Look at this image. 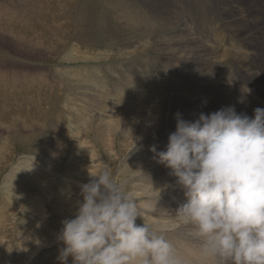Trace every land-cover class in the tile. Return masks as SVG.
I'll return each instance as SVG.
<instances>
[{
    "label": "rangeland",
    "instance_id": "obj_1",
    "mask_svg": "<svg viewBox=\"0 0 264 264\" xmlns=\"http://www.w3.org/2000/svg\"><path fill=\"white\" fill-rule=\"evenodd\" d=\"M7 1L8 3H11H9V7L11 9L10 13L6 12V14L1 17L2 12H0V65L2 66H0V134L3 137L2 138L0 136V264H61V262L58 260V256L60 248H62L64 245L62 244V242L57 241L56 237L58 232L62 228V220H64L65 218H71L75 213V202L80 198L78 193V184L87 183L89 180V173H95L102 168H108L109 170H111L114 177L118 181L126 182V190H131L135 193L138 191L141 192L139 194L136 193L138 205H144L148 203V201L156 200L159 197L161 190L159 186L163 187L165 185H174V179L176 178L168 175L169 169L157 162L158 158L156 157V153L151 151V148L155 146L157 152L166 150L168 137L176 130L175 114L177 112H179L182 118L186 120H194L198 118L199 114L201 113L200 108L202 106H204V108L206 109V114L214 112V108L219 110L220 108H217L216 104L217 101H219V98L220 100H222V97L224 98L225 92L220 91L219 93H217V100L215 99V101H212L210 103L211 105H209V103H202V101L199 102V100H195L193 102V105L190 102L191 99L190 95L188 94L189 89L186 90L187 92H185V89L188 88L187 84L192 87V89L200 88L201 86L199 83L201 81L197 78V80L194 78V82L192 81L191 83H189L187 81H184L183 77V74H187L188 72V70H185L187 68L186 64H188V62L186 61V44L185 42H181V37L182 35H184L181 33L185 21V16L183 14L184 7L182 6L184 5V2L182 0H168L169 2H167V0L166 2L162 0H150V3H156L155 7H157L158 9L159 6L164 5L165 3L166 4L164 6H166L168 3L167 6L169 8V11H171L170 13H175V16L173 15V17L171 18V20L174 19L171 26H163L159 23V21H162V24H164L168 19L164 15H161L162 12L160 10H158V12L160 11L161 13H158L155 9H153L152 6L147 7L146 4V8H141V2L143 3L144 0H17V2L21 1V3H16V0H13L15 1V4H13L14 2H12L11 0ZM24 1L27 2H25L24 4ZM106 1L107 3L110 2L112 5L128 3L129 1L127 6H131V8H134L136 10H134V12H140L143 9L148 12V16L146 15V17L143 18V20H141V22L138 23L135 28L134 25H132V27L124 29L123 27L127 23V20H118L117 18H114V16H112L111 14L112 11H110V9L112 8L105 6L107 4ZM118 1H120V3ZM257 1L264 4V0ZM36 4H38L37 7ZM211 6L212 5L209 3L204 5V7L206 8ZM253 6L254 4L252 2H248L243 6L244 10L238 11V16L240 14H247L248 16L252 15L254 11H251L250 9H252ZM194 7L198 9L197 6ZM103 10L106 15H103ZM235 10L236 9L231 10L229 11V13L234 12ZM22 12H24L25 14ZM99 13L102 14L100 15ZM20 14L21 18L19 17ZM119 14L120 13L117 11L116 15ZM160 16L165 20H162ZM213 16L216 17L217 15L213 14ZM24 19H26L27 23H30L25 24ZM98 19L101 20L99 21ZM221 21L223 22L224 20ZM221 21H219V23L224 26ZM103 22L106 24V26ZM180 24H182V26ZM28 26L32 27L28 29ZM98 30L100 32H98ZM125 30H127L132 36L126 35L127 32ZM95 32H97L98 34ZM195 32L202 35L203 37H205L207 34V32L201 30L199 32L195 30ZM115 35H117L118 38L117 36L115 37ZM18 36L19 38L17 39ZM30 36L32 37V39L30 38ZM36 36L38 37V40ZM108 36L110 37V39ZM134 36H136V38ZM99 38L101 41L99 40ZM122 39L127 40L123 41ZM15 40L16 43H14ZM97 47L100 48V50ZM165 47H167L168 49ZM25 48L27 49L25 50ZM51 49H53L54 51H52ZM135 49L136 52H134ZM120 50L124 52H121ZM129 50L136 54L131 53ZM100 54H102V56H100ZM124 54L125 56L127 55L129 57H125ZM182 57H184L185 59ZM94 58H99V60H96ZM124 67H126V69ZM127 67L131 68L132 70ZM192 67L196 71L200 70L198 66L196 67L194 66V64H192ZM213 67L220 68L222 72H226L227 67L230 66L229 63H227V65L226 63H217L215 66H211V68ZM124 69L127 73H125ZM141 69L144 70L142 71ZM148 69L151 70L149 71ZM230 69H232L231 71L233 72V68L230 67ZM38 71H40L41 74H38ZM113 71L116 72L114 73ZM70 72H72L73 75H76L73 76ZM119 73H122L123 75H120ZM149 73L153 74L150 76ZM164 73L168 75V78L166 75L163 76ZM114 74H116L117 76ZM5 75L6 77L4 78ZM127 75L130 77H128ZM144 75L147 76L146 79ZM135 76H139V78L137 79V77ZM38 77L41 78V80H38ZM120 77L124 78L121 79ZM84 78L86 83L83 80ZM125 78L127 81L125 80ZM173 78L176 80V83H179L176 84ZM206 78L207 76L202 80V82L204 83L202 87L206 86ZM97 79H101L104 81L99 82ZM139 79L140 81H142L139 82ZM134 81L136 84L132 83ZM181 81L183 82L180 83ZM70 82L71 84L69 85ZM83 82L85 83V86ZM78 84H80V86H78ZM179 84L183 85L184 87H182L181 85L179 86ZM8 85H12V87H9ZM136 85L139 88H137ZM81 86L84 88H82ZM103 86H106L105 88L107 90L103 88ZM110 86L113 88H110ZM185 86L187 88H185ZM59 87H61V89ZM74 87L77 89H75ZM134 87H136L137 90ZM142 87L145 88L143 89ZM115 88L119 91V93H117L118 91H115ZM127 88H130L131 90ZM140 88L142 90L141 92H145L140 93ZM14 89L16 93L14 92ZM73 90L79 91H75V93ZM182 90L185 92V94ZM113 91L116 93H112ZM19 92L21 93V95L19 94ZM79 92L83 95L79 94ZM179 92L183 93L180 94ZM150 93L158 95H150ZM220 93L221 95H219ZM117 94H119L120 97L117 96ZM124 94H129L128 96L130 99L127 95H125L124 99ZM185 95H187L188 98ZM111 96H113V99L111 98ZM135 96H137L138 99L141 98V102L137 99V97L135 99ZM121 97L123 100L120 99ZM114 98L116 101L114 100ZM185 98H187L188 102ZM134 99L136 101L138 100V102H136ZM149 99H152L151 102ZM109 100L112 102L110 103ZM113 100L115 103H113ZM125 100L126 104L124 103ZM13 101L15 103L17 102L18 104H14ZM118 101L122 102V105L121 102H119V105L121 107L120 109L118 107L119 105L116 103ZM128 101L130 103H128ZM89 102H92L93 105L90 106L92 103ZM134 102L135 104H139L138 107H136ZM147 102H150V104H148ZM151 103L153 104L151 107H146L151 105ZM187 104L196 106L193 108V110L189 111L186 109ZM103 105H106V107L104 108ZM18 106L20 107V109ZM112 106H114L115 108H111ZM153 106L157 107V111L153 113V116L157 117L158 126L156 125L155 128L156 130H158L156 132H154L155 129H151L152 127L145 125V123L147 122L146 120L150 117L148 116V114H150L154 109ZM205 106L211 107V110L207 109ZM126 107L128 109H125ZM116 108H118L119 110H116ZM145 108H147V110ZM148 108H150V111H148ZM161 108L165 109H163V111L161 112ZM110 110H112V113ZM114 110L116 112H113ZM42 114H44V116ZM105 114L109 115L107 116ZM166 115L168 117H166ZM146 116H148V118H146ZM5 117L8 119L9 123L6 121ZM103 117H105L106 120H103ZM111 118H113L114 120ZM132 120H134V122ZM109 121L111 124L109 123ZM135 124L136 126H133ZM130 126L132 128H130ZM143 126H146L147 128L145 127V129ZM64 128L67 130V132ZM11 131L12 133H10ZM140 131L142 132V134L144 133L142 136H139ZM112 132H117V135L115 134L114 136V133ZM131 132H134L135 135H131ZM108 133L110 135H108ZM111 134L113 135L111 136ZM130 136L132 139L130 138ZM149 136L150 138H148ZM124 140L127 142V144ZM134 147L135 149H133ZM92 152H97V155L91 154ZM87 158L89 161L87 160ZM81 160L85 162V166H83V162ZM80 165L82 166V168L79 167ZM92 166H95V168L93 169ZM87 167L91 169H87ZM13 169L16 173L15 174L13 172V174H18L17 176L19 178H15L16 176H12L13 174L11 170ZM33 171L35 174L32 173ZM78 171L80 173H78ZM157 171L159 172L157 173ZM81 172L86 174L84 175ZM80 174L82 175L81 177ZM10 176H12V178ZM20 176L23 180L20 178ZM72 177L74 178V180L72 179ZM16 179H18L19 181H17ZM76 179L80 180L81 182ZM19 182H22V184H20ZM43 184H45L46 187ZM23 186L25 189L23 188ZM74 188L75 190H73ZM14 189L15 191H18L15 192ZM7 190H11V192ZM168 190L170 191L168 192ZM152 191H154V193ZM172 193L173 195L169 196V194ZM163 195H166L168 198L166 196L162 197ZM174 196L178 198H175ZM159 199L156 201V208H158V206H160L161 208L165 207L164 209H167L171 219L169 218L168 213H166V210H156V214H152V212L146 211L144 213L145 222L149 223L154 231L164 235L167 240L174 239L175 237L184 240V237H186L184 241H186L187 239L189 246H191H188L187 248V250L190 249V251L188 250L189 253L193 254V252L200 250V242L198 240H194L195 238H193V236L189 234L191 233V227L180 225L176 222V220L173 221V219H175L174 213L176 207L186 202V197L183 195V192L178 187H168L161 193ZM168 202L170 203L168 204ZM153 219H156L158 223ZM166 220H170L172 221L170 223L174 224L170 225V223H167L164 225L163 223H161ZM142 223L143 220L138 218L137 224ZM161 224L163 225V227L161 226ZM181 235L183 237H181ZM189 253H187L185 256L188 257ZM191 258L192 257L190 255L188 259ZM67 264H72V257L68 258Z\"/></svg>",
    "mask_w": 264,
    "mask_h": 264
},
{
    "label": "clouds",
    "instance_id": "obj_2",
    "mask_svg": "<svg viewBox=\"0 0 264 264\" xmlns=\"http://www.w3.org/2000/svg\"><path fill=\"white\" fill-rule=\"evenodd\" d=\"M175 118L166 150L151 151L176 178L159 197L168 187L186 197L174 217L200 242L199 264H264V108L252 117L226 106L194 120L179 112ZM125 184L102 168L78 185L75 213L56 237L64 245L61 264L69 257L72 264H186L145 222L159 197L138 205Z\"/></svg>",
    "mask_w": 264,
    "mask_h": 264
},
{
    "label": "bare ground",
    "instance_id": "obj_3",
    "mask_svg": "<svg viewBox=\"0 0 264 264\" xmlns=\"http://www.w3.org/2000/svg\"><path fill=\"white\" fill-rule=\"evenodd\" d=\"M7 1V0H6ZM12 2H14L13 4H15V1H13V0H11ZM28 1V0H27ZM27 1H24V4H25V2H27ZM102 1V0H101ZM117 1V0H116ZM138 1V0H137ZM141 1H143V0H141ZM162 1H165L166 2V0H162ZM170 1V0H169ZM168 0H167V2H169ZM183 2H184V5H182L184 8H183V11H184V16H185V21H184V24H183V28H182V33L181 34H184V35H182V37H181V42H185V44H186V49H185V47H184V49L186 50V61L188 62V64H186L185 66L187 67L185 70H188V72H187V74H183V77H184V81H187V82H189V83H191L193 80H194V78L196 79H198V80H200L201 82L199 83L200 84V88H194V89H192V87H190L188 84H187V86H188V88L185 86V88H187V89H185V92H187L186 90H188L189 89V92H188V94L190 95V99H191V104H193L194 105V101L195 100H199V102L200 101H202V103H209V105H211L210 103L212 102V101H215V99H216V97H217V93H219L220 91L221 92H225V94H224V98L222 97V100H220V98H219V95H221V93L218 95V98H219V101H217V108H221V107H226V106H234L235 107V109H236V111H237V113H244V114H247L248 116H250V117H252L253 115H254V109L256 108V107H261V108H264V99H252V98H248V94L246 93V88H252V87H254V86H256L257 84H259V83H261V82H263L264 80L263 79H261V78H259L258 76L261 74V67H259V66H257V65H253L252 63H251V61H252V59L254 58V57H262L263 55H264V4H262V3H260V2H258L257 0H182ZM8 2V1H7ZM20 3H21V1H19ZM19 2H17V0H16V3H19ZM35 2H37V1H35ZM98 2V1H97ZM119 3H120V1H118ZM125 2V1H124ZM134 2V1H133ZM133 2H131V3H133ZM248 2H252L253 4H254V6L252 7V9H250L251 11L253 10L254 11V13L252 14V15H247V14H240L239 16H238V14H239V10L240 11H242V10H244V5L245 4H247ZM10 3V2H9ZM30 3V2H29ZM34 3V2H33ZM99 3V2H98ZM106 3H107V1H106ZM128 3H129V1H128ZM128 3H123V4H116V5H112L110 2H108L105 6H108V7H111L112 9H110V11H112L111 12V14H112V16H114V18H117L118 20L119 19H121V20H127V23L124 25V29H128L129 27H132V25H134V28L138 25V23H140L141 22V20H143V18H145L146 17V15H147V11L146 10H143L142 9V11H140V12H134V8H131V6L129 7V6H127V4ZM135 3V2H134ZM182 3V2H181ZM207 3H209V4H211L212 6L211 7H208V8H206V7H204V5L205 4H207ZM11 4V3H10ZM113 4H114V1H113ZM145 4L147 5V7H150V6H152L153 7V9H155L157 12H158V10H160L158 13H161V15H164L166 18H168L167 19V22L166 23H164V24H162V21H159V23L161 24V25H165V26H171V24H172V21L174 20H171V18L173 17V15L175 14V13H170L171 11H169V8H168V3H167V5L166 6H164V5H161V6H159V9L157 8V7H155L156 5V3L154 4V3H150V0H144V2L142 3L141 2V8H144L145 7ZM159 4V3H158ZM157 4V5H158ZM161 4V3H160ZM163 4V3H162ZM26 5H27V3H26ZM138 5H139V2H138ZM38 6V4H36V7ZM42 6V5H41ZM96 6H98V5H96ZM104 6V7H105ZM181 6V5H180ZM194 6H197L198 7V9H196ZM40 7V6H39ZM43 7V6H42ZM132 7H133V5H132ZM243 7V8H242ZM23 8V7H22ZM24 8H25V5H24ZM34 8V7H33ZM107 8V7H106ZM105 8V9H106ZM114 8H117V9H114ZM136 8V7H135ZM146 8V7H145ZM179 8V7H178ZM238 8V9H237ZM26 9H27V7H26ZM39 9V8H38ZM42 9V8H41ZM100 9V8H99ZM234 9H236L234 12H231V13H229V11H231V10H234ZM24 10V9H23ZM22 10V11H23ZM43 10V9H42ZM76 10H78V9H76ZM101 10V9H100ZM177 10V9H176ZM34 11V10H33ZM39 11V10H38ZM37 11V12H38ZM98 11V10H97ZM119 12L120 14L119 15H116V12ZM136 11V10H135ZM151 11V10H150ZM181 11V10H180ZM26 12H27V10H26ZM89 12V11H88ZM114 12V13H113ZM182 12V11H181ZM22 13H24V12H22ZM78 13V12H77ZM102 13H104L103 15H106V13L104 12V10L102 11ZM101 13V14H102ZM109 13V12H108ZM154 13V12H153ZM229 13V14H228ZM25 14V13H24ZM41 14V13H40ZM39 14V15H40ZM97 14V13H96ZM100 14V13H99ZM98 14V15H99ZM100 14V15H101ZM213 14H216L217 16L216 17H214L213 16ZM34 15V14H33ZM156 15V14H155ZM178 15H180V14H178ZM148 16V15H147ZM175 16V15H174ZM182 16V15H181ZM180 16V17H181ZM20 18H21V14H20V16H19ZM161 17V16H160ZM183 17V16H182ZM26 18V17H25ZM100 18V17H99ZM103 18V17H102ZM107 18V17H106ZM155 18V17H154ZM162 18V17H161ZM27 19V18H26ZM26 19H24L25 21V24L27 23L26 22ZM79 19V18H78ZM183 19V18H182ZM30 20V19H29ZM99 20V19H98ZM97 20V21H98ZM101 20V19H100ZM99 20V21H100ZM114 20V19H113ZM146 20V19H145ZM148 20H150V19H148ZM162 20H165L164 18H162ZM176 20V19H175ZM181 20V19H180ZM221 20H224L223 22L221 21ZM28 21V20H27ZM31 21V20H30ZM107 21H108V19H107ZM219 21H221V23H223L224 24V26L223 25H221L220 23H219ZM122 22V21H121ZM145 22V21H144ZM143 22V23H144ZM153 22V21H152ZM158 22V21H157ZM28 23H30V22H28ZM27 23V24H28ZM32 23V22H31ZM104 23V22H103ZM155 23V22H154ZM158 23V24H159ZM174 23V22H173ZM177 23V22H176ZM178 23H180V22H178ZM182 23V22H181ZM105 24V23H104ZM152 24V23H151ZM150 24V25H151ZM102 25V24H101ZM118 25V24H117ZM160 25V26H161ZM181 26H182V24H180ZM105 26H106V24H105ZM104 26V27H105ZM29 27V26H28ZM27 27V28H28ZM30 27H32V26H30ZM30 27L28 28V29H30ZM100 27V26H99ZM112 27V26H111ZM143 27V26H142ZM162 27V26H161ZM173 27V26H172ZM179 27V26H178ZM226 27H228V28H226ZM82 28V27H81ZM102 28V27H101ZM109 28V27H108ZM138 28V27H137ZM165 28V27H164ZM32 29V28H31ZM88 29V28H87ZM113 29V28H112ZM120 29H122V28H120ZM153 29H155V28H153ZM159 29H160V27H159ZM103 30H104V28H103ZM109 30H111V29H109ZM150 30V29H149ZM195 30L196 31H204V32H207V34H206V36L205 37H203L202 35H200V34H198V33H196L195 32ZM7 31V30H6ZM29 31V30H28ZM81 31V30H80ZM83 31V30H82ZM127 33H126V35H128V36H132V35H130L129 34V32L127 31V30H125ZM140 31V30H139ZM165 31V30H164ZM27 32V31H26ZM32 32V31H31ZM98 32H100L99 30H98ZM102 32V31H101ZM108 32H110V31H108ZM124 32V31H123ZM152 32V31H151ZM7 33V32H6ZM33 33V32H32ZM31 33V34H32ZM67 33V32H66ZM73 33V32H72ZM95 33H97V32H95ZM103 33H105V32H103ZM153 33H156V32H153ZM164 33V32H163ZM196 33V34H195ZM28 34V33H27ZM35 34V33H34ZM40 34V33H39ZM98 34V33H97ZM122 34V33H121ZM1 35V34H0ZM9 35V34H8ZM15 35V34H14ZM13 35V36H14ZM72 35V34H71ZM135 35V34H134ZM152 35H154V34H152ZM12 36V37H13ZM94 36V35H93ZM100 36V35H99ZM104 36V35H103ZM117 35H115V37H116ZM119 36H120V34H119ZM136 36H138V35H136ZM136 36H134L135 38H136ZM34 37V36H33ZM109 37V36H108ZM113 37V36H112ZM111 37V38H112ZM138 37H140V36H138ZM165 37V36H164ZM173 37V36H172ZM14 38V37H13ZM19 38V36L17 37V39ZM30 38L32 39V37L30 36ZM36 38H37V40H38V37L36 36ZM83 38V37H82ZM95 38V37H94ZM101 38V37H100ZM100 38H99V40H100ZM105 38V37H104ZM117 38H118V36H117ZM24 39V38H23ZM35 39V38H34ZM33 39V40H34ZM41 39V38H40ZM44 39V38H43ZM65 39V38H64ZM106 39V38H105ZM109 39H110V37H109ZM134 39V38H133ZM14 40V39H13ZM30 40V39H29ZM123 41H126L127 39H122ZM178 40V39H177ZM11 41V40H10ZM36 41V40H35ZM43 41V40H42ZM42 41H41V43H42ZM93 41V40H92ZM101 41V40H100ZM110 41V40H109ZM113 41V40H112ZM115 41V40H114ZM133 41V40H132ZM13 42V41H12ZM40 42V41H39ZM119 42H120V40H119ZM119 42H117V43H119ZM134 42H135V40H134ZM145 42V41H144ZM167 42V41H166ZM177 42V41H176ZM14 43H16V40H15V42ZM45 43V42H44ZM65 43V42H64ZM79 43V42H78ZM96 43V42H95ZM112 43V42H111ZM116 43V42H115ZM132 43V42H131ZM147 43V42H146ZM36 44V43H35ZM39 44V43H38ZM59 44H61V43H59ZM66 44V43H65ZM64 44V45H65ZM83 44H84V42H83ZM138 44V43H137ZM141 44V43H140ZM169 44V43H168ZM174 44V43H173ZM177 44V43H176ZM40 45V44H39ZM48 45V44H47ZM52 45V44H51ZM55 45V44H54ZM63 45V44H62ZM67 45V44H66ZM120 45V44H119ZM125 45V44H124ZM127 45V44H126ZM146 45V44H145ZM148 45V44H147ZM156 45H158V44H156ZM44 46V45H43ZM42 46V47H43ZM61 46V45H60ZM88 46V45H87ZM102 46V45H101ZM100 46V47H101ZM121 46V45H120ZM132 46V45H131ZM183 46V45H182ZM181 46V47H182ZM25 47V46H24ZM31 47V46H30ZM41 47V48H42ZM47 47V46H46ZM55 47V46H54ZM108 47V46H107ZM110 47H111V44H110ZM118 47V46H117ZM138 47V46H137ZM180 47V48H181ZM44 48V47H43ZM57 48V47H56ZM98 48V47H97ZM96 48V49H97ZM115 48H116V46H115ZM121 48V47H120ZM124 48V47H123ZM123 48H122V50H123ZM126 48V47H125ZM135 48V47H134ZM165 48H167V47H165ZM172 48V47H171ZM180 48H178V49H180ZM27 48H25V50H26ZM55 49V48H54ZM95 49V48H94ZM99 50H100V48H98ZM107 49V48H106ZM144 49H145V47H144ZM168 49V48H167ZM183 49V48H182ZM52 51H54L53 49H51ZM57 50H59V49H57ZM99 50H98V53H99ZM122 50H120L121 52H124V51H122ZM132 50H134V49H132ZM158 50V49H157ZM163 50V49H162ZM176 50V49H175ZM185 50H183V51H185ZM23 51V50H22ZM34 51V50H33ZM127 51V50H126ZM130 51V50H129ZM172 51V50H171ZM177 51V50H176ZM182 51V50H181ZM8 52V51H7ZM35 52V51H34ZM61 52V51H60ZM88 52V51H87ZM103 52V51H102ZM131 52V51H130ZM134 52H136V49H135V51ZM134 52H131V53H134ZM31 53V52H30ZM45 53H46V51H45ZM54 53V52H53ZM66 53V52H65ZM101 53V52H100ZM119 53V52H118ZM118 53H117V55H118ZM182 53H184V52H182ZM36 54V53H35ZM67 54V53H66ZM76 54V53H75ZM123 54V53H122ZM134 54H136V53H134ZM70 55V54H69ZM183 55V54H182ZM181 55V56H182ZM68 56V55H67ZM88 56V55H87ZM100 56H102V54H100ZM121 56V55H120ZM123 56V55H122ZM124 56H125V54H124ZM127 56V55H126ZM125 56V57H126ZM132 56V55H131ZM175 56H178V55H175ZM54 57V56H53ZM91 57H93V56H91ZM124 57V58H125ZM129 56H127V58H128ZM185 57V56H184ZM184 57H182V58H184ZM102 58V57H101ZM123 58V59H124ZM131 58V57H130ZM148 58V57H147ZM67 59V58H66ZM70 59V58H69ZM68 59V60H69ZM79 59V58H78ZM77 59V60H78ZM90 59V58H89ZM93 59V58H92ZM94 59H96V58H94ZM110 59V58H109ZM122 59V58H121ZM185 59V58H184ZM71 60H72V58H71ZM96 60H99V58L98 59H96ZM105 60V59H104ZM131 60V59H130ZM139 60V59H138ZM155 60V59H154ZM107 61H108V59H107ZM106 61V62H107ZM124 62V61H123ZM129 62V61H128ZM132 62V61H131ZM146 62V61H145ZM154 62V61H153ZM185 62V61H184ZM126 63V62H125ZM144 63V62H143ZM157 63V62H156ZM217 63H222V64H225L226 63V65H227V63H229V66L231 67V68H233V72L231 71L232 69H230V67H227V70H226V72H222V70L220 69V68H211V66H215ZM127 64H129V63H127ZM137 64V63H136ZM153 64V63H152ZM192 64H194V66H198V68L200 69V70H194V68L192 67ZM125 65V64H124ZM150 65V64H149ZM1 66V65H0ZM127 66V65H126ZM132 66V65H131ZM138 66V65H137ZM148 66V65H147ZM152 66V65H151ZM2 67V66H1ZM0 67V68H1ZM125 69H126V67H124ZM127 68H129V67H127ZM142 68V67H141ZM151 68V67H150ZM124 69V70H125ZM129 69H131V68H129ZM128 69V70H129ZM147 69V68H146ZM152 69V68H151ZM150 69V70H151ZM197 69V68H196ZM223 69H225V68H223ZM39 70V69H38ZM116 70V69H115ZM132 70V69H131ZM134 70V69H133ZM136 70V69H135ZM142 70V69H141ZM144 70V69H143ZM142 70V71H143ZM149 70V69H148ZM147 70V71H148ZM149 70V71H150ZM155 70V69H154ZM213 72H212V71ZM3 71V70H2ZM7 71V70H6ZM5 71V72H6ZM37 71V70H36ZM43 71V70H42ZM59 71V70H58ZM122 71V70H121ZM137 71V70H136ZM114 73L116 72V71H113ZM130 72V71H129ZM131 72H133V71H131ZM145 72H146V70H145ZM157 72V71H156ZM158 72H159V70H158ZM185 72V71H184ZM2 73V72H1ZM71 74H72V72H70ZM125 73H127L126 72V70H125ZM4 74V73H3ZM7 74V73H6ZM38 74H41L40 73V71H38ZM80 74V73H79ZM120 74V73H119ZM122 74V73H121ZM120 74V75H121ZM140 74V73H139ZM144 74V73H143ZM150 74V73H149ZM153 73H151L150 74V76L152 75ZM162 74V73H161ZM8 75V74H7ZM27 75V74H26ZM73 75V74H72ZM76 75V74H75ZM75 75H73V76H75ZM113 75V74H112ZM114 75H116V74H114ZM119 75V76H120ZM123 75V74H122ZM125 75V74H124ZM128 75H130V74H128ZM127 75V76H128ZM147 75V74H146ZM155 75V74H154ZM166 74L164 73V75L163 76H165ZM181 75V74H180ZM36 76V75H35ZM94 76V75H93ZM117 76V75H116ZM145 76V75H144ZM160 76V75H159ZM162 76V75H161ZM167 76V78H168V75H166ZM207 76V78H206V86H204V87H202L203 85H204V83L202 82V80L204 79V77H206ZM215 76V77H214ZM6 77V75L4 76V78ZM24 77V76H23ZM125 77V76H124ZM124 77H122V78H124ZM128 77H130V76H128ZM127 77V78H128ZM133 77V76H132ZM135 77H137V76H135ZM141 77V76H140ZM146 77L147 76H145V79H146ZM154 77V76H153ZM152 77V78H153ZM37 78V77H36ZM59 78V77H58ZM63 78V77H62ZM76 78V77H75ZM92 78H94V77H92ZM116 78V77H115ZM121 78V77H120ZM121 78V79H122ZM139 78V76L137 77V79ZM159 78V77H158ZM7 79V78H6ZM9 79V78H8ZM25 79V78H24ZM41 80V78H39L38 77V80ZM89 79V78H88ZM117 79H118V77H117ZM120 79V80H121ZM132 79H134V78H132ZM136 79V78H135ZM170 79V78H169ZM174 79V78H173ZM196 79V80H197ZM28 80V79H27ZM84 81H85V78L83 79ZM94 80V79H93ZM92 80V81H93ZM96 80V79H95ZM98 80V79H97ZM125 80H126V78H125ZM142 80H143V78H142ZM141 80V81H142ZM175 80V79H174ZM183 80V79H182ZM250 80H251V82H250ZM24 81V80H23ZM36 81V80H35ZM64 81V80H63ZM66 81V80H65ZM82 81V80H81ZM99 82H102V81H104V80H98ZM114 81V80H113ZM127 81V80H126ZM130 81V80H129ZM140 81V79H139V82H141ZM144 81H146V80H144ZM154 81V80H153ZM163 81V80H162ZM171 81V80H170ZM178 81H180V80H178ZM26 82V81H25ZM33 82V81H32ZM69 82V81H68ZM67 82V83H68ZM72 82V81H71ZM71 82L69 83V85L71 84ZM87 82H89V81H87ZM95 82V81H94ZM93 82V83H94ZM138 82V81H137ZM138 82V83H139ZM155 82V81H154ZM160 82V81H159ZM183 81H181L180 83H182ZM186 82V83H187ZM194 82V81H193ZM197 82V81H196ZM9 83V82H8ZM34 83V82H33ZM45 83V82H44ZM81 83V82H80ZM84 83V82H83ZM85 83H86V81H85ZM85 83H84V86H85ZM119 83H121V82H119ZM126 83V82H125ZM132 83H135V81L134 82H132ZM168 83H169V81H168ZM171 83V82H170ZM175 83H176V80H175ZM177 83H179V82H177ZM176 83V84H177ZM23 84V83H22ZM46 84V83H45ZM66 84V83H65ZM64 84V85H65ZM82 84V83H81ZM89 84V83H88ZM103 84H104V82H103ZM116 84H118V83H116ZM123 84V83H122ZM127 84V83H126ZM136 84V83H135ZM147 84V83H146ZM153 84H155V83H153ZM159 84V83H158ZM184 84H185V82H184ZM197 84V83H196ZM198 84V85H199ZM24 85V84H23ZM36 85V84H35ZM35 85H33V86H35ZM41 85V84H40ZM47 85V84H46ZM100 85V84H99ZM105 85H106V83H105ZM113 85V84H112ZM114 85H115V83H114ZM132 85V84H131ZM141 85V84H140ZM156 85V84H155ZM181 84H179V86H180ZM1 86H2V84H1ZM9 86V85H8ZM11 87H12V85H10ZM9 86V87H10ZM37 86V85H36ZM42 86V85H41ZM50 86H52V85H50ZM54 86V85H53ZM58 86V85H57ZM61 86V85H60ZM78 86H80V84H78ZM87 86V85H86ZM92 86V85H91ZM95 86V85H94ZM102 86V85H101ZM124 86V85H123ZM128 86V85H127ZM133 86H134V84H133ZM144 86H145V84H144ZM147 86V85H146ZM148 86H150V85H148ZM156 86H158V85H156ZM162 86H163V82H162ZM173 86H174V84H173ZM178 86V85H177ZM176 86V87H177ZM182 87H184L183 85H181ZM208 86V87H207ZM4 87V86H3ZM62 87V86H61ZM61 87H59L60 89H61ZM82 87V86H81ZM80 87V88H81ZM88 87V86H87ZM93 87V86H92ZM98 87V86H97ZM106 87V86H105ZM104 86H103V88H105ZM114 87H116V86H114ZM121 87H122V85H121ZM131 87V86H130ZM136 87H137V85H136ZM134 87L136 90H137V88H139V87ZM181 87V88H182ZM190 87V88H189ZM195 87V86H194ZM19 88V87H18ZM75 88V87H74ZM82 88H84V87H82ZM90 88V87H89ZM99 88V87H98ZM110 88H113V87H111L110 86ZM133 88V89H134ZM143 88V87H142ZM145 88V87H144ZM143 88V89H144ZM153 88V87H152ZM3 89V88H2ZM13 89V88H12ZM29 89V88H28ZM54 89V88H53ZM64 89V88H63ZM68 89V88H67ZM75 89H77V88H75ZM106 89V88H105ZM116 89V88H115ZM118 89H119V87H118ZM123 89V88H122ZM121 89V90H122ZM127 89H130V88H127ZM134 89V90H135ZM148 89V88H147ZM184 89V88H183ZM103 90V89H102ZM107 90V89H106ZM114 90V89H113ZM131 90V89H130ZM140 91V93H143V92H145V91H143V92H141L142 90H141V88L139 89ZM153 90V89H152ZM0 91H1V89H0ZM12 91V90H11ZM74 92L76 91V90H73ZM77 91H79V90H77ZM76 91V92H77ZM100 91H101V89H100ZM109 91V90H108ZM115 91H118L117 89L115 90ZM123 91V90H122ZM157 91V90H156ZM183 91V90H182ZM4 92V91H3ZM8 92V91H7ZM14 92L16 93V91H15V89H14ZM59 92V91H58ZM75 92V93H76ZM83 92H85V91H83ZM97 92V91H96ZM138 92V93H139ZM184 92V91H183ZM182 92V93H183ZM185 92H184V94H185ZM94 93H95V91H94ZM112 93H116V92H112ZM117 93H119V91L117 92ZM124 93H125V91H124ZM134 93V92H133ZM139 93V94H140ZM180 93V92H179ZM178 93V94H179ZM182 93H180V94H182ZM13 94V93H12ZM19 94L21 95V93L19 92ZM41 94V93H40ZM59 94V93H58ZM79 94H82V93H80L79 92ZM89 94H91V93H89ZM108 94V93H107ZM111 94V93H110ZM123 94V93H122ZM135 94V93H134ZM139 94H138V96H139ZM151 94H153V93H150V95ZM223 94V93H222ZM63 95V94H62ZM83 95V94H82ZM81 95V96H82ZM85 95V94H84ZM113 95V94H112ZM125 95H127V94H124V96H123V98L125 99ZM129 95V94H128ZM127 95V96H128ZM133 95V94H132ZM137 95V94H136ZM141 95V94H140ZM153 95H158V94H153ZM40 96V95H39ZM61 96V95H60ZM67 96V95H66ZM73 96V95H72ZM97 96V95H96ZM114 96V95H113ZM113 96H111V98L113 97ZM116 96V95H115ZM117 96H119V94H117ZM142 96V95H141ZM140 96V97H141ZM176 96H177V94H176ZM186 97H187V95H185ZM184 96V97H185ZM14 97V96H13ZM18 97V96H17ZM68 97V96H67ZM93 97V96H92ZM91 97V98H92ZM110 97V96H109ZM108 97V98H109ZM120 97V96H119ZM136 97L137 96H135V99H136ZM157 97V96H156ZM183 97V96H182ZM81 98V97H80ZM87 98V97H86ZM95 98V97H94ZM107 98V99H108ZM116 98V97H115ZM115 98H114V100H115ZM128 98H129V96H128ZM144 98V97H143ZM155 98V97H154ZM181 98V97H180ZM188 98V97H187ZM187 98H185L186 99V101H187ZM17 99V98H16ZM82 99V98H81ZM88 99V98H87ZM103 99H106V98H103ZM113 99V98H112ZM120 99H122V97L120 98ZM130 99V98H129ZM128 99V100H129ZM134 99V100H135ZM137 99H138V97H137ZM141 99V98H140ZM140 99H138V100H140ZM146 99V98H145ZM183 99V98H182ZM13 100V99H12ZM64 100V99H63ZM83 100V99H82ZM114 100H113V103H115L114 102ZM118 100V99H117ZM123 100V99H122ZM133 100V101H134ZM138 100L136 101V102H138ZM150 100V99H149ZM152 100V99H151ZM151 100H150V102H151ZM217 100V99H216ZM14 101H15V98H14ZM13 101V102H14ZM94 101V100H93ZM110 101V100H109ZM116 101V100H115ZM72 102V101H71ZM103 102V101H102ZM112 101H110V103H111ZM119 102H121V101H118V102H116L118 105H119ZM140 102H141V100H140ZM139 102V103H140ZM143 102V101H142ZM150 102H147L148 104H150ZM185 102V101H184ZM188 102V101H187ZM17 103V102H16ZM15 102H14V104H16ZM49 103V102H48ZM58 103V102H57ZM70 103V102H69ZM75 103V102H74ZM73 103V104H74ZM89 103H92V102H89ZM108 103V102H107ZM109 103V104H110ZM124 103L126 104V100L124 101ZM123 103V104H124ZM128 103H130L129 101H128ZM144 103V102H143ZM146 103V104H147ZM153 103V102H152ZM151 103V105H149V106H146V107H151L153 104ZM215 103V102H214ZM18 104V103H17ZM103 104V103H102ZM101 104V105H102ZM134 104H135V102H134ZM141 104V103H140ZM145 104V103H144ZM156 104V103H155ZM213 104V103H212ZM69 105V104H68ZM93 105V103L90 105V106H92ZM108 105V104H107ZM112 105V104H111ZM115 105V104H114ZM121 105H122V102H121ZM129 105V104H128ZM136 105V107H138V103L137 104H135ZM143 105V104H142ZM158 105V104H157ZM181 105V104H180ZM193 105H190V104H187L186 105V109L187 110H189V111H191V110H193V108L196 106H193ZM203 105V104H202ZM4 106H5V104H4ZM104 106V105H103ZM126 106V105H125ZM124 106V107H125ZM130 106V105H129ZM128 106V107H129ZM19 107V106H18ZM94 107V106H93ZM102 107V106H101ZM106 107V105L104 106V108ZM116 107H117V105H116ZM119 107V109L121 108L120 107V105L118 106ZM143 107V106H142ZM154 107V106H153ZM207 109H209V110H211V107H208V106H205ZM32 108H34V107H32ZM92 108V107H91ZM99 108V107H98ZM111 108H115L114 106H112ZM140 108V107H139ZM158 108H159V106H158ZM19 109H20V107H19ZM94 109V108H93ZM96 109V108H95ZM100 109V108H99ZM107 109V108H106ZM110 109V108H109ZM108 109V110H109ZM118 108H116V110H119ZM125 109H128L127 107L125 108ZM146 110H147V108H145ZM149 110L148 111H150V108H148ZM163 109H165V108H161V112L163 111ZM86 110V109H85ZM135 110H136V108H135ZM216 110H218V109H216V108H214V110L213 111H216ZM36 111H38V110H36ZM67 111V110H66ZM68 111H69V109H68ZM103 111V110H102ZM107 111V110H106ZM111 111V113H112V110H110ZM121 111H122V109H121ZM155 111H157V107H154V109H153V111L150 113V114H148V116H150L149 118H148V116H146V118H148L146 121V123H145V125L146 126H149V127H152L151 129H155V131L154 132H156L157 130H156V125H157V117L156 116H153V113L155 112ZM200 111L201 112H203V113H205L206 114V109L204 108V106H202L201 108H200ZM44 112V111H43ZM91 112H92V110H91ZM113 112H116L115 110L113 111ZM132 112V111H131ZM104 113V112H103ZM105 113H107V112H105ZM110 113V114H111ZM118 113V112H117ZM169 113V112H168ZM2 114H4V113H2ZM35 114V113H34ZM39 114V113H38ZM160 114V113H159ZM13 115V114H12ZM41 115V114H40ZM43 116H44V114H42ZM105 115H107V114H105ZM109 115V114H108ZM107 115V116H108ZM6 116V115H5ZM90 116V115H89ZM97 116V115H96ZM111 116V115H110ZM118 116V115H117ZM123 116V115H122ZM4 117V116H3ZM11 117V116H10ZM33 117V116H32ZM31 117V118H32ZM37 117V116H36ZM46 117V116H45ZM60 117V116H59ZM91 117V116H90ZM102 117V116H101ZM121 117V116H120ZM159 117H160V115H159ZM166 117H168L167 115H166ZM6 118V117H5ZM30 118V119H31ZM38 118H40V117H38ZM42 118V117H41ZM44 118V117H43ZM61 118V117H60ZM87 118V117H86ZM119 118V117H118ZM117 118V119H118ZM28 119V118H27ZM26 119V120H27ZM103 120H106L105 119V117H103L102 118ZM111 119H113V118H111ZM136 119V118H135ZM86 120V119H85ZM114 120V119H113ZM167 120V119H166ZM6 121L8 122V119L6 118ZM82 121V120H81ZM81 121H79V122H81ZM111 121V120H110ZM110 121H109V123H110ZM133 122H134V120H132ZM174 121V120H173ZM2 122V121H1ZM5 122V121H4ZM12 122H14V121H12ZM28 122H29V120H28ZM83 122V121H82ZM106 122V121H105ZM3 123V122H2ZM9 123V122H8ZM77 123V122H76ZM75 123V124H76ZM108 123V122H107ZM137 123V122H136ZM81 124V123H80ZM111 124V123H110ZM134 124V123H133ZM138 124V123H137ZM1 125V124H0ZM9 125V124H8ZM11 125V124H10ZM13 125V124H12ZM53 125H54V123H53ZM86 125V124H85ZM176 125V124H175ZM3 126V125H2ZM52 126V125H51ZM50 126V127H51ZM77 126H78V124H77ZM82 126V125H81ZM87 126H89V125H87ZM133 126H136V124L135 125H133ZM145 126V127H146ZM158 126V125H157ZM8 127V126H7ZM15 127V126H14ZM16 127H18V126H16ZM80 127V126H79ZM78 127V128H79ZM118 127H119V125H118ZM144 127V126H143ZM144 127V128H145ZM163 127H164V125H163ZM167 127H168V125H167ZM10 128V127H9ZM36 128V127H35ZM56 128V127H55ZM81 128V127H80ZM125 128V127H124ZM130 128H132L131 126H130ZM147 128V127H146ZM145 128V129H146ZM162 128V127H161ZM8 129V128H7ZM24 129H27V128H24ZM40 129V128H39ZM53 129V128H52ZM65 129V128H64ZM67 129H69V128H67ZM133 129H134V127H133ZM16 130V129H15ZM66 130V129H65ZM92 130V129H91ZM112 130V129H111ZM142 130H143V128H142ZM55 131H57V130H55ZM54 131V132H55ZM63 131V130H62ZM69 131V130H68ZM118 131V130H117ZM170 131V130H169ZM5 132V131H4ZM18 132V131H17ZM66 132H67V130H66ZM78 132V131H77ZM81 132H82V130H81ZM144 132V131H143ZM154 132H151V133H154ZM162 132V131H161ZM7 133V132H6ZM10 133H12V131L10 132ZM13 133H15V132H13ZM76 133V132H75ZM112 133H114V132H112ZM117 133V132H116ZM116 133H114V136H115V134ZM132 133V134H131ZM130 134L131 135H133L134 134V132H131ZM150 133V134H151ZM125 134H127V133H125ZM129 134V133H128ZM144 134V133H143ZM142 134V132L140 131V133H139V136H142L143 135ZM160 134V133H159ZM14 135V134H13ZM67 135V134H66ZM84 135V134H83ZM108 135H110L109 133H108ZM113 134H111V136H112ZM117 135V134H116ZM135 135V134H134ZM0 136H1V134H0ZM10 136V135H9ZM15 136V135H14ZM2 137V136H1ZM5 137V136H4ZM126 137V136H125ZM168 137V136H167ZM3 138V137H2ZM82 138V137H81ZM127 138V137H126ZM126 138H125V140H126ZM129 138V137H128ZM130 138H131V136H130ZM148 138H150V136L148 137ZM158 138V137H157ZM79 139V138H78ZM86 139V138H85ZM116 139V138H115ZM132 139V138H131ZM159 139V138H158ZM53 140V139H52ZM90 140V139H89ZM124 140V141H125ZM81 141V140H80ZM110 141H112V140H110ZM123 141V140H122ZM128 141V140H127ZM6 142V141H5ZM10 142V141H9ZM129 142V141H128ZM78 143V142H77ZM86 143V142H85ZM84 143V144H85ZM125 143L127 144V142L125 141ZM144 143V142H143ZM12 144V143H11ZM87 144V143H86ZM115 144V143H114ZM131 144V143H130ZM133 144V143H132ZM2 145V144H1ZM58 145V144H57ZM77 145V144H76ZM107 145V144H106ZM142 145V144H141ZM149 145H150V143H149ZM152 145V144H151ZM114 146V145H113ZM48 147V146H47ZM61 147V146H60ZM138 147V146H137ZM143 149V148H142ZM149 149V148H148ZM3 150V149H2ZM57 150V149H56ZM91 151V150H90ZM93 151V150H92ZM140 151V150H139ZM55 152V151H54ZM63 152V151H62ZM78 152H79V149H78ZM95 152V151H94ZM94 152H92L91 154H95V155H97L96 153H94ZM147 152V151H146ZM88 154H90V153H88ZM87 154V155H88ZM53 156V155H52ZM51 156V157H52ZM85 156V155H84ZM94 156V155H93ZM92 157V156H91ZM84 158V157H83ZM95 158V157H94ZM44 159V158H43ZM78 159V158H77ZM85 159V158H84ZM48 160V159H47ZM87 160H88V158H87ZM95 160V159H94ZM75 161V160H74ZM82 161V160H81ZM85 161V160H84ZM89 161V160H88ZM83 162V161H82ZM93 162V161H92ZM130 162V161H129ZM87 163V162H86ZM51 164V163H50ZM94 164H96V163H94ZM43 165V164H42ZM81 165H82V163H81ZM79 166V167H81L82 168V166ZM93 165V164H92ZM78 166V165H77ZM83 166H85V162H83ZM96 166V165H95ZM95 166H92V168L94 169L95 168ZM152 167V166H151ZM134 168V167H133ZM76 169V168H75ZM87 169H91V168H88L87 167ZM14 170V169H13ZM13 170H11V172H12V174H13V172L15 173V170L13 171ZM20 170V169H19ZM43 170V169H42ZM83 170H84V167H83ZM17 171H18V169H17ZM27 171V170H26ZM34 171H36V170H34ZM34 171L32 172L33 174H35L34 173ZM44 171V170H43ZM86 171V170H85ZM84 171V172H85ZM128 171V170H127ZM92 172V171H91ZM95 172V171H94ZM159 171H157V173H158ZM18 173V172H17ZM28 173V172H27ZM78 173H80L79 171H78ZM82 174H86V173H83V172H81ZM11 174V175H12ZM16 174V173H15ZM48 174V173H47ZM124 174V173H123ZM10 175V174H9ZM18 175V174H17ZM17 175H12V176H16L15 178H17L18 176ZM37 175V174H36ZM44 175V174H43ZM12 176H10L11 178H12ZM27 176V175H26ZM45 176V175H44ZM67 176V175H66ZM74 176V175H73ZM82 175L80 174V177H81ZM7 177V176H6ZM5 177V178H6ZM24 177V176H23ZM79 177V178H80ZM84 177V176H83ZM87 177V176H86ZM19 178V177H18ZM20 178H21V176H20ZM39 178V177H38ZM75 178H77V177H75ZM22 179V178H21ZM20 179V180H21ZM32 179V178H31ZM47 179V178H46ZM69 179V178H68ZM72 179L74 180V178L72 177ZM17 181H19L18 179H16ZM23 180V179H22ZM26 180V179H25ZM39 180V179H38ZM70 180V179H69ZM72 180V181H73ZM76 180H78V179H76ZM175 180V179H174ZM173 180V181H174ZM7 181V180H6ZM6 181H4V182H6ZM10 181H12V180H10ZM10 181H8V182H10ZM78 181H80V180H78ZM14 182H15V180H14ZM26 182V181H25ZM51 182V181H50ZM81 182V181H80ZM20 183V182H19ZM28 183V182H27ZM35 183V182H34ZM79 183V182H78ZM77 183V184H78ZM128 183V182H127ZM170 183V182H169ZM11 184H13V183H11ZM15 184V183H14ZM20 184H22V182L20 183ZM23 184H24V182H23ZM19 185V184H18ZM29 185V184H28ZM44 186H45V184H43ZM79 185V184H78ZM15 186V185H14ZM13 186V187H14ZM70 186H72V185H70ZM139 186V185H138ZM16 187V186H15ZM29 187V186H28ZM46 187V186H45ZM160 188H161V186H159ZM158 187V188H159ZM4 188H6V187H4ZM12 188V187H11ZM19 188H21V187H19ZM23 188H24V186H23ZM63 188V187H62ZM77 188V187H76ZM152 188V187H151ZM17 189H18V187H17ZM25 189V188H24ZM29 190V189H28ZM65 190H67V189H65ZM73 190H75V188L73 189ZM7 191H9V190H7ZM6 191V192H7ZM14 191H15V189H14ZM16 191H18V190H16ZM15 191V192H16ZM21 191V190H20ZM72 191V190H71ZM77 191V190H76ZM75 191V192H76ZM78 191H79V189H78ZM156 191V190H155ZM161 191V190H160ZM170 190H168V192H169ZM3 192V191H2ZM9 192H11V190L9 191ZM74 192V191H73ZM151 192V191H150ZM153 193H154V191H152ZM159 192V191H158ZM69 193V192H68ZM79 193V192H78ZM136 193H141V192H136ZM179 193V192H178ZM5 194V193H4ZM9 194V193H8ZM14 194V193H13ZM23 194V193H22ZM31 194V193H30ZM159 194V193H158ZM40 195V194H39ZM68 195V194H67ZM173 195V193L172 194H169V196H172ZM182 195V194H181ZM184 195V194H183ZM161 196V195H160ZM164 196H166V195H163L162 197H164ZM34 197V196H33ZM143 197V196H142ZM167 197V196H166ZM175 197V196H174ZM168 198V197H167ZM175 198H178V197H175ZM20 199V198H19ZM165 199V198H164ZM21 200V199H20ZM160 200V199H159ZM162 200V199H161ZM153 201V200H152ZM152 201H148V203H152ZM155 201V200H154ZM153 201V202H154ZM145 203H146V201H145ZM170 202H168V204H169ZM172 203V202H171ZM140 204V203H139ZM164 204V203H163ZM5 205V204H4ZM35 206V205H34ZM175 206V205H174ZM168 207V206H167ZM165 208V207H164ZM164 208H161L160 206H158V208L156 209L157 211H161V210H166L167 211V209H164ZM177 208V207H176ZM31 209V208H30ZM169 210V209H168ZM175 210V209H174ZM171 211V210H170ZM156 212V211H155ZM158 213V212H157ZM166 213H168V211L166 212ZM153 214V213H152ZM156 214V213H155ZM164 215V214H163ZM168 215H169V213H168ZM145 216V215H144ZM169 218L171 219V217H170V215H169ZM149 219V218H148ZM163 219V218H162ZM173 219V218H172ZM153 220H156V219H153ZM157 220H158V217H157ZM156 220V222L158 223V221ZM174 220H176V219H173V221ZM161 221V220H160ZM163 221V220H162ZM152 222H154V221H152ZM170 222H172V221H170V220H166V221H164V222H161V223H163L164 225L165 224H167V223H170ZM160 223V222H159ZM176 223V222H175ZM172 224H174V223H172ZM171 223H170V225H172ZM169 225V226H170ZM161 226L163 227V225L161 224ZM171 227V226H170ZM179 228V227H178ZM188 228V227H187ZM190 228V227H189ZM191 231V230H190ZM48 234V233H47ZM165 234V233H164ZM189 234H191V233H189ZM168 236V235H167ZM187 236V235H186ZM171 237H172V235H171ZM181 237H183L182 235H181ZM185 238L186 237H184V240H185ZM184 240H182L181 238H177V237H175L174 239H168V241L171 243V244H173V246L175 247V249H176V251H177V253L179 254V255H181L184 259H185V261H186V264H199V256H200V250H197V251H195V252H193V254L192 253H189L188 252V250L190 251V249H188L187 250V248H188V246H189V244H188V241H187V239H186V241H184ZM194 240H196V239H194ZM193 240V241H194ZM190 242H191V240H190ZM189 242V243H190ZM196 245H197V243H196ZM199 246H200V244H199ZM189 247H191V246H189ZM6 249V248H5ZM192 250H194V249H192ZM187 253H189V256L188 257H190V255H191V259H188V257H186L185 255L187 254Z\"/></svg>",
    "mask_w": 264,
    "mask_h": 264
},
{
    "label": "flooded vegetation",
    "instance_id": "obj_4",
    "mask_svg": "<svg viewBox=\"0 0 264 264\" xmlns=\"http://www.w3.org/2000/svg\"><path fill=\"white\" fill-rule=\"evenodd\" d=\"M11 9L9 3L6 0L0 1V12H2L1 17L7 13H10ZM253 65L261 67V74L259 78L264 80V55L262 57H254L251 61ZM250 91L246 93L252 94L256 99H264V81L257 84L256 86L249 88Z\"/></svg>",
    "mask_w": 264,
    "mask_h": 264
},
{
    "label": "trees",
    "instance_id": "obj_5",
    "mask_svg": "<svg viewBox=\"0 0 264 264\" xmlns=\"http://www.w3.org/2000/svg\"><path fill=\"white\" fill-rule=\"evenodd\" d=\"M261 83H262V82H261ZM247 89H248V88H246V92H247ZM248 98L256 99L254 96H252V94H249V95H248Z\"/></svg>",
    "mask_w": 264,
    "mask_h": 264
}]
</instances>
